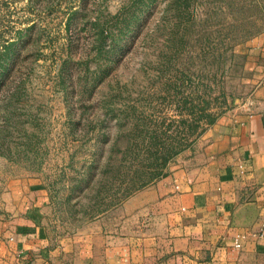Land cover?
<instances>
[{
	"label": "rangeland",
	"instance_id": "rangeland-1",
	"mask_svg": "<svg viewBox=\"0 0 264 264\" xmlns=\"http://www.w3.org/2000/svg\"><path fill=\"white\" fill-rule=\"evenodd\" d=\"M261 32L264 0H0V48L15 40L0 202L38 179L56 233L114 226L138 187L243 112L261 81L243 44Z\"/></svg>",
	"mask_w": 264,
	"mask_h": 264
},
{
	"label": "crops",
	"instance_id": "crops-1",
	"mask_svg": "<svg viewBox=\"0 0 264 264\" xmlns=\"http://www.w3.org/2000/svg\"><path fill=\"white\" fill-rule=\"evenodd\" d=\"M261 81L165 176L120 207V222L56 233L38 179L0 202V264H264V32L246 41ZM240 244V246H238Z\"/></svg>",
	"mask_w": 264,
	"mask_h": 264
},
{
	"label": "trees",
	"instance_id": "trees-1",
	"mask_svg": "<svg viewBox=\"0 0 264 264\" xmlns=\"http://www.w3.org/2000/svg\"><path fill=\"white\" fill-rule=\"evenodd\" d=\"M14 44H15V40H14V41H10V40H8V39L5 40V41L3 42V44H1L2 48H0V58H2L4 61H7V60H5V59L9 57L8 55H9V53H10L11 46L14 45ZM1 63H2V64H0V66L2 67V69L5 68V65L3 64V62H1ZM1 71H2V70H1ZM1 73H3V72H0V74H1ZM166 161H167V158H164V160H163L162 163L165 164ZM163 164H161V165H163ZM157 173L160 174V173H159V170H156V171H155V174H157ZM163 174H164V173H162L161 175H163ZM145 186H146V185H145ZM145 186H143L142 188H144ZM142 188H141V187H138L137 190H136V192L139 191V190H141ZM133 194H134V193H133ZM133 194H132V195H133ZM130 196H131V195H130ZM130 196H128V197H130ZM128 197H127V198H128ZM127 198H126V199H127ZM126 199H125V200H126Z\"/></svg>",
	"mask_w": 264,
	"mask_h": 264
},
{
	"label": "built area",
	"instance_id": "built-area-1",
	"mask_svg": "<svg viewBox=\"0 0 264 264\" xmlns=\"http://www.w3.org/2000/svg\"><path fill=\"white\" fill-rule=\"evenodd\" d=\"M238 246H240V244H238Z\"/></svg>",
	"mask_w": 264,
	"mask_h": 264
}]
</instances>
